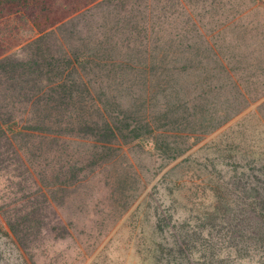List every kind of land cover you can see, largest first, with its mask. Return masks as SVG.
Returning a JSON list of instances; mask_svg holds the SVG:
<instances>
[{
	"label": "trees",
	"instance_id": "16d2710c",
	"mask_svg": "<svg viewBox=\"0 0 264 264\" xmlns=\"http://www.w3.org/2000/svg\"><path fill=\"white\" fill-rule=\"evenodd\" d=\"M152 1L88 0L85 4L92 6L86 11L93 6L100 11L92 14L96 20L86 25L81 45L71 48L53 37L83 12L73 9L70 21L51 18L56 5L70 8V0H0V235L11 238L24 257L51 256L44 208L59 204L89 170L117 159L134 142L163 151L171 160L190 150L167 144L155 123L170 121L177 131L194 130L200 121L196 107L190 116L176 118L168 110L154 123L138 110L116 109L118 100L108 98L105 82L112 79L121 91L140 85L155 90L169 71L172 48L180 42L193 52L189 38L209 19L221 23L208 36L214 45L182 69L204 71L202 79L209 81L205 97L235 81L242 85L239 78L248 81L247 68L238 65L229 44L231 32L247 31L248 9H239L246 0ZM251 1L264 8V0ZM177 20L189 44L173 33ZM26 29L28 36L18 42L25 54L13 57L7 45ZM219 74L228 80L217 87L213 81L221 79ZM211 110L201 111L203 125L215 118ZM222 164L221 170L217 163L207 164L211 174L218 172L216 180L203 179L208 192L203 199L209 203L201 202L180 222L173 213L158 219L155 264H243L245 259L264 264V163ZM54 230L60 235V227Z\"/></svg>",
	"mask_w": 264,
	"mask_h": 264
},
{
	"label": "rangeland",
	"instance_id": "374dc122",
	"mask_svg": "<svg viewBox=\"0 0 264 264\" xmlns=\"http://www.w3.org/2000/svg\"><path fill=\"white\" fill-rule=\"evenodd\" d=\"M87 1L70 0V8L63 10L59 5L54 7L56 13L51 18L62 21L74 17L73 9L83 12L73 19L75 21L67 23L59 37H53L56 41H64L71 48L81 45L80 39L87 36L86 25L96 20L92 14L100 11L94 6L86 11L92 6L87 7ZM246 1L247 5L239 9H248L247 31L229 34V44L239 59L238 65L248 70L247 82L239 78L242 85L236 86L235 78L233 85L219 88L205 97L203 89L209 87V81L202 79L204 71L182 69L192 58L202 59V54L207 55L206 47L214 41L208 36L221 25L212 19L205 21L207 27L200 22L199 32L190 36V45H195L193 52L185 51L178 45L180 42L176 43L170 53L169 71L155 90L147 91L140 85L141 88L127 90L123 87L121 91L120 85L112 79L105 82L108 98L118 100L117 103L113 101L116 109L138 110V115L148 116L154 123L168 110L170 117L176 118L190 116L196 107V119L200 121L194 130L177 131L178 125L170 121L155 123L167 144L190 150L179 159L171 160L163 151L134 142L117 159L104 162L94 171L89 170L84 181L69 191L59 204H48L44 208L47 223L44 234L53 245L50 257L32 258L29 254L24 257L11 238L0 235V264H53L54 258L57 264H155L158 219L164 215L169 219L173 213L176 220L183 221L197 212L201 202L207 201L203 199L208 193L203 188V179L216 180L218 175V172L211 174L207 164L217 163L221 170L222 163L228 162L247 163L256 159L264 163V8H257L251 0ZM151 3L154 4L152 0ZM173 23L178 28L173 33L180 34L187 44L188 35L182 31L181 22ZM28 31H20L18 38L7 45L13 57L25 54L21 49L23 43L18 42L28 36ZM215 48L217 54L226 59V54L221 53L219 47ZM219 76L221 79L213 81V85L227 84L228 77ZM3 100L0 94V106ZM207 106L215 118L203 125L201 111ZM188 157L190 161H186ZM54 227L61 228L60 235ZM242 263L252 264L249 259Z\"/></svg>",
	"mask_w": 264,
	"mask_h": 264
}]
</instances>
